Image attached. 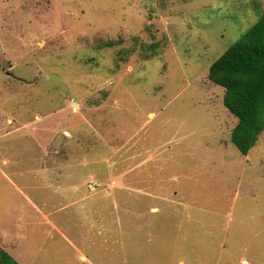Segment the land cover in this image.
Instances as JSON below:
<instances>
[{
    "label": "rangeland",
    "instance_id": "374dc122",
    "mask_svg": "<svg viewBox=\"0 0 264 264\" xmlns=\"http://www.w3.org/2000/svg\"><path fill=\"white\" fill-rule=\"evenodd\" d=\"M264 0H0V247L19 264H264L211 65Z\"/></svg>",
    "mask_w": 264,
    "mask_h": 264
},
{
    "label": "trees",
    "instance_id": "16d2710c",
    "mask_svg": "<svg viewBox=\"0 0 264 264\" xmlns=\"http://www.w3.org/2000/svg\"><path fill=\"white\" fill-rule=\"evenodd\" d=\"M208 79L225 90L224 105L238 119L231 142L248 156L264 132V13L217 61ZM0 264H19L0 247Z\"/></svg>",
    "mask_w": 264,
    "mask_h": 264
},
{
    "label": "crops",
    "instance_id": "0c3cea01",
    "mask_svg": "<svg viewBox=\"0 0 264 264\" xmlns=\"http://www.w3.org/2000/svg\"><path fill=\"white\" fill-rule=\"evenodd\" d=\"M237 124H238V123H237ZM237 124H236V125H237ZM5 251H6V250H5ZM8 253H9V252H8ZM9 254H10V253H9ZM10 255H11V254H10ZM13 258H14V257H13Z\"/></svg>",
    "mask_w": 264,
    "mask_h": 264
}]
</instances>
